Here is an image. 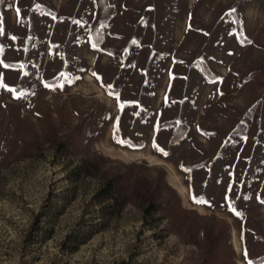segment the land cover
Masks as SVG:
<instances>
[{
	"label": "rangeland",
	"instance_id": "rangeland-1",
	"mask_svg": "<svg viewBox=\"0 0 264 264\" xmlns=\"http://www.w3.org/2000/svg\"><path fill=\"white\" fill-rule=\"evenodd\" d=\"M99 1L0 2V264H260L264 0Z\"/></svg>",
	"mask_w": 264,
	"mask_h": 264
},
{
	"label": "trees",
	"instance_id": "trees-1",
	"mask_svg": "<svg viewBox=\"0 0 264 264\" xmlns=\"http://www.w3.org/2000/svg\"><path fill=\"white\" fill-rule=\"evenodd\" d=\"M99 2L102 4L104 1L100 0ZM103 8L104 6H102L100 9L104 11L105 9ZM102 13L104 14V12ZM93 34H94L92 35L93 42L97 47L103 38V34L101 33H96V34L93 33ZM100 49L102 48L100 47ZM103 51L110 54L109 50H107L106 48H103ZM200 68L203 70V69H206V66L201 64ZM209 78H212V77H209ZM101 86L105 87L103 83H101ZM110 93H114V92H110ZM179 130H180V125H177L175 127V132L173 133V136H172L173 140L179 137L178 135V133L180 132ZM243 132H244V127L240 128V131L238 133L240 134ZM233 133H236V130ZM68 143H69L68 141H59L56 145V150H58V152L62 151L64 148L65 150H69ZM125 144H128V143H125ZM95 174H96V171H93L92 167L90 166L89 159H87V162H85L83 166H77L73 168L72 170H70L69 172V175L70 176L72 175L71 178L76 179V180L80 179L82 175L88 176V175H95ZM122 180H123L122 174H111L109 176H106V174L102 175V182L93 194L92 203L101 207L102 210L105 207H108L110 205H112L113 209L116 207H119L121 204L120 203L121 198L124 194V187H123L124 184ZM160 205H162V203L158 201H150V203L144 208L145 214H148L153 210H157L158 209L157 207Z\"/></svg>",
	"mask_w": 264,
	"mask_h": 264
},
{
	"label": "snow or ice",
	"instance_id": "snow-or-ice-1",
	"mask_svg": "<svg viewBox=\"0 0 264 264\" xmlns=\"http://www.w3.org/2000/svg\"><path fill=\"white\" fill-rule=\"evenodd\" d=\"M0 2H2V0H0ZM232 11H235V9H233ZM12 39L15 40L16 37L13 36ZM2 51H3V46L0 45V52H2ZM0 63H2V61H0ZM4 67L7 68L8 65H7V64H4ZM10 90L13 91V92H15V89H10ZM21 95H22V93H21ZM17 98H18V97H17ZM117 131H118V128H117ZM115 135H116V133L114 132V136H115ZM120 142L122 143V141H120ZM160 151H161L164 155H167V153H164V152H163V149H160ZM226 199H227V195H226ZM193 200H194V202H205V201H202V200H197L195 196H193ZM233 211H234V209H233ZM237 214L239 215V213H237ZM247 255H248V253H247V249H245V257H247ZM249 264H252V261H249ZM260 264H264V261H261Z\"/></svg>",
	"mask_w": 264,
	"mask_h": 264
}]
</instances>
